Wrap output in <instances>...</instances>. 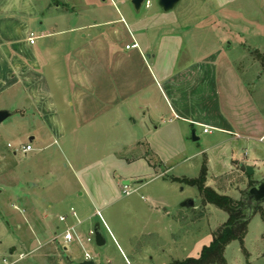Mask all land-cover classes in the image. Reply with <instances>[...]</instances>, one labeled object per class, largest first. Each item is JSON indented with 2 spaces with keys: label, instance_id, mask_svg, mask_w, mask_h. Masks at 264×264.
Wrapping results in <instances>:
<instances>
[{
  "label": "crops",
  "instance_id": "crops-1",
  "mask_svg": "<svg viewBox=\"0 0 264 264\" xmlns=\"http://www.w3.org/2000/svg\"><path fill=\"white\" fill-rule=\"evenodd\" d=\"M144 7L136 11L130 0H0V110L8 113L0 128L11 117L31 120L33 149L36 137L64 141L68 134L79 144L91 140L95 150L110 147L71 167L78 195L92 206L104 207L109 191L129 181L118 170L182 156L190 128L206 127L225 142L264 137V112L231 42L215 38L206 48L204 27L186 39L190 28L174 8ZM233 162L235 171L246 165ZM71 208L60 214L67 215L62 225L82 230L88 216L73 217Z\"/></svg>",
  "mask_w": 264,
  "mask_h": 264
},
{
  "label": "rangeland",
  "instance_id": "rangeland-1",
  "mask_svg": "<svg viewBox=\"0 0 264 264\" xmlns=\"http://www.w3.org/2000/svg\"><path fill=\"white\" fill-rule=\"evenodd\" d=\"M150 1V10L159 7L157 0ZM174 9L181 16V25L190 28L186 39L193 29L204 27L201 36L206 39L201 38L200 43L206 48L215 38L224 40L226 47V42H231L235 64L264 112V66L258 57L264 54V0H180ZM141 10L147 9L143 5ZM17 121L11 117L0 128V256L17 259L14 264H83L85 252L93 264H170L196 257L228 214L206 202L196 187L173 178H196L205 165V185L241 201L252 179L264 176V142H225V136L204 133L196 126L193 129L199 139L192 140L193 129H188L182 156L153 161L151 168L141 169L138 163L133 171L118 170L117 174L128 178L133 191L124 194L120 182V188L109 191L106 205L96 207L85 193L78 195L82 190H78L71 167L98 160L110 147L95 150L89 139L85 145L74 142L75 134H68L64 141L44 135L42 140L36 137L32 151L23 153L20 145L29 143L36 128L31 120ZM18 124L31 130L30 135ZM123 152L129 156L127 148ZM239 159L253 168L251 175L235 171L233 160ZM164 168L166 173H162ZM188 198L194 202L192 207L182 205ZM70 207L78 218L82 214L88 217L78 231L82 246L71 243L64 251L58 216ZM96 224L103 245L94 239L86 241L87 231L83 230ZM224 257L227 264H264V202L254 205L243 241H230Z\"/></svg>",
  "mask_w": 264,
  "mask_h": 264
},
{
  "label": "trees",
  "instance_id": "trees-1",
  "mask_svg": "<svg viewBox=\"0 0 264 264\" xmlns=\"http://www.w3.org/2000/svg\"><path fill=\"white\" fill-rule=\"evenodd\" d=\"M264 66V54H258ZM207 169L203 165L200 175L196 178H173L184 184L194 186L204 197L205 201L212 203L228 214L227 221L220 226L208 245L203 246L196 257H186L182 260H174L170 264H227L224 257L225 246L232 240L243 241L247 230L245 202L237 201L228 195L220 194L205 185ZM253 183V182H252ZM254 212V210H253Z\"/></svg>",
  "mask_w": 264,
  "mask_h": 264
},
{
  "label": "water",
  "instance_id": "water-1",
  "mask_svg": "<svg viewBox=\"0 0 264 264\" xmlns=\"http://www.w3.org/2000/svg\"><path fill=\"white\" fill-rule=\"evenodd\" d=\"M145 0H131V3L136 11H138L143 5ZM180 0H157L158 6L164 11L172 10L175 5ZM8 115L7 111L0 110V121H2ZM191 139L197 140L198 137L195 135V131H191ZM241 169L245 171L247 175L253 173V168L250 165H242ZM253 183L243 192V201L245 202L246 219L249 220L253 214L254 205L261 204L264 202V176L260 179H252ZM136 183L141 182V180L135 181ZM124 184H129V181H124ZM185 207H192L194 202L192 199L188 198L182 202ZM94 241L97 245H103L105 243L103 234L98 224L94 225L92 228ZM83 264H93L92 261H84Z\"/></svg>",
  "mask_w": 264,
  "mask_h": 264
},
{
  "label": "built area",
  "instance_id": "built-area-1",
  "mask_svg": "<svg viewBox=\"0 0 264 264\" xmlns=\"http://www.w3.org/2000/svg\"><path fill=\"white\" fill-rule=\"evenodd\" d=\"M146 7H148L151 3L150 0H145L143 3ZM29 42L30 43H34L36 36L33 32L29 33ZM126 48H129V45H126ZM203 131H207L206 127L203 128ZM264 137L260 138L261 141L263 140ZM8 146H10V144H8ZM33 147L31 146L30 143H27L25 145L20 146V151H22L23 153L32 151ZM122 191L124 194H130L133 190L129 188L128 185H122ZM69 214L73 217H76V213L74 211V209L71 208ZM96 215L99 216L102 224L104 225L105 228L108 229L107 225L105 224V222L102 220L101 215L99 213V211H97ZM67 219V215H60L59 216V221L60 222H65ZM61 237H62V245L64 247H67L69 244L71 243H77L80 246H82V238L80 237V234L78 233V231L76 230V226L75 225H65V227H63L61 233H60ZM94 239V235H93V231L92 229H90L87 234H86V241L89 242L91 240ZM84 258L86 261L89 260V254L87 252L84 253ZM17 261V259H13L11 260L9 257L7 256H0V264H14Z\"/></svg>",
  "mask_w": 264,
  "mask_h": 264
}]
</instances>
